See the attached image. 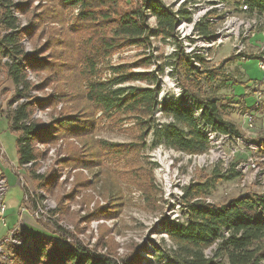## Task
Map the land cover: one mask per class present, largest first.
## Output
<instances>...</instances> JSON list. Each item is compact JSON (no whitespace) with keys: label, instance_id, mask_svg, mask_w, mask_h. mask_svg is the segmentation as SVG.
<instances>
[{"label":"trees","instance_id":"trees-1","mask_svg":"<svg viewBox=\"0 0 264 264\" xmlns=\"http://www.w3.org/2000/svg\"><path fill=\"white\" fill-rule=\"evenodd\" d=\"M35 1L1 0L0 3V67L16 86L6 118L18 134L19 165L41 159L44 150L38 147L39 143L50 146L59 140L67 141L68 155L55 163L78 170L66 200L73 199L80 188L93 185L102 172L105 159L130 154L135 149L136 145L98 140L96 134L104 119L110 124L120 123L124 118L136 119V124L145 130V137L152 134L153 144L163 143L190 154H204L210 148L201 123L220 131L240 134L236 124L224 117L228 105L217 97H198L202 90L200 77L204 76L212 84L222 68L209 67L211 60L200 55L192 57L179 47L171 56L185 92L179 99L162 100L159 106L164 116L172 117L174 122L162 124L154 117L160 102L158 72L163 71V67L158 66L156 70L145 68L152 62L150 56L133 64L110 65L104 69L112 75L102 77L103 67H99V63L103 57L123 47L150 48L153 37L166 39L175 36L180 21L191 18L185 9L175 11L161 0H46L39 5H35ZM220 1L231 3L237 13L243 11V5H248L247 14L264 15V0ZM74 10L78 13L68 24V16ZM21 16L28 19L25 26L21 25ZM150 16L156 18V27L149 24ZM206 24H198L203 32L210 30ZM37 35L44 40L43 44L28 52L25 41L33 43ZM4 57L8 60L2 61ZM139 67H144V70H136ZM30 73L43 77L35 84L29 79ZM136 81L145 84L131 83ZM51 85L54 92L46 97L30 99L33 89L41 90ZM23 97L27 100L12 108ZM188 97L202 109L199 116L186 104ZM59 104L62 107L58 110ZM52 106L58 111L51 115L50 122L34 118L36 111ZM98 112L100 117H96ZM259 142L262 149L257 154L264 155V138ZM93 167L98 168L92 175L94 180L84 173ZM49 169L44 174L34 171L44 191L51 193L59 181V174L55 167ZM205 186L193 183L187 188L185 199L194 198L187 203V219L170 220L164 230L174 247L166 255L162 248H158L154 256H160V262L168 259L167 264H212L214 259L219 260L217 264H264V196L245 193L223 205H216L200 198ZM110 195L105 204L96 200L94 209L85 218L90 221L113 215L116 211L112 208L120 203L112 202L116 200L115 193ZM92 200L95 201V197ZM60 202L57 213H62L61 208L65 206L60 207ZM52 233H43L32 244L18 249L12 258L14 264L152 262L148 257L139 259L130 255L120 258L98 252L81 240L68 241L72 232L58 224ZM209 249L212 257L207 255Z\"/></svg>","mask_w":264,"mask_h":264},{"label":"rangeland","instance_id":"rangeland-1","mask_svg":"<svg viewBox=\"0 0 264 264\" xmlns=\"http://www.w3.org/2000/svg\"><path fill=\"white\" fill-rule=\"evenodd\" d=\"M15 1L19 2V0ZM161 1L166 7L170 6L175 11L185 9V11L189 12L190 19H193V15L196 13V2H199L201 7H205L206 9H210L211 5L208 0H189L185 5L183 3H178L177 0ZM45 2L46 0H36L35 5ZM214 9L216 8L214 7ZM234 9L235 7L231 3H224L223 8H217L212 12L211 8L209 10L211 13H208L205 17H209L211 20L215 19L216 24L215 21L212 22L213 24H206L210 27L209 31H216L226 25V17L229 14V16L232 17V11L234 12ZM77 13L76 10L71 12L68 16V24L73 21L74 14ZM16 16L19 15L16 14ZM201 17L203 18V16ZM234 17L238 18V20L236 19L237 21L234 20L235 22L245 21L243 19L256 18L255 15H250L246 12H235ZM257 17L259 16L257 15ZM20 20L22 26H25L28 22V19L23 16L20 17ZM263 20L256 26L255 36L245 41L246 49L244 51V57L236 56L233 39L231 42L229 41L223 45L221 44L222 46L215 50H213V48L209 49L211 56L209 67L221 66L222 68L220 69L218 79L212 84H209L204 76L200 77L202 90L198 95L200 98L217 97L221 99L223 103L228 105L225 109L224 117L236 124L241 135L253 139L248 140V142L253 143L255 147L260 145V148H253V146H249L247 143L245 144L246 148L252 149V152H247V163L250 157L256 159L257 168L259 170L256 171V168H254V173L256 179L259 181L264 180V163H262V161H264V155L257 154L258 151L262 149L259 140L264 138V85L259 84L264 75L259 65L261 60L264 59V56H259L262 54L264 46ZM156 21L154 16H150L149 24L151 27H156ZM229 24L230 23H228V25ZM177 27H180V29H188V20L182 19ZM226 30V34H231L232 23ZM196 32L198 37L201 36L200 34H203L201 33V27L198 25L191 27V34L197 35ZM35 39L33 43L25 41L26 50L28 52H31L37 45L39 46V44H43L44 42L38 35ZM151 41L152 44L150 48L137 46L119 48L111 55L103 57L102 61L99 63V67H103L102 77L109 78L112 74L109 70H105L104 68L110 65L118 66L123 63L133 64L143 57L150 56L152 62L145 68L156 70L158 66L163 67V71L158 73L161 82L160 92L164 91V97L159 99L160 102L157 104V111L154 115V117H161L164 116V114L158 112H161V107H159V105L162 104V100L166 98L179 99L183 96L181 92H183L184 89L181 83H179L181 82L180 73H178L173 66L172 63L174 60L171 59L172 50H178L179 44L176 40V34L175 37L170 36L166 39L162 36L153 37ZM202 44V41L198 38L197 47H202ZM181 49L186 52L194 50V38H186V41H181ZM250 56H256L257 58H250ZM7 60L8 57L2 59V61ZM136 70H144V67H139ZM42 77L43 75H41V77L36 76V74H33V76L29 75V79L35 84L40 82ZM131 83L136 85L145 84L137 81ZM127 84H130V82ZM52 92H54V87L52 85L41 90L33 89L30 92V97L32 96L30 99L35 97H46ZM15 93V84L0 67V145L5 151V156L0 158V173L8 177L9 189L6 194V201L8 205V203L10 204L17 200H21L19 206L20 214L24 215L27 213L26 216L30 217L33 224L36 225V228L26 225L24 219L19 221H17V219L13 220L12 216L14 215V210H7L6 219L8 221V226H4V224H2L3 222L0 220V239L9 235L11 231L10 228H14L17 225L25 226L24 228L28 233V238L30 236L29 244H32L34 239L43 233L53 235L52 232H54L55 222H51L52 219H37L34 215L37 203L45 193L57 203L56 211L54 215H52L55 216V220L58 223H60L59 221L61 220V222L63 221L65 224L73 227L72 238L74 241L81 240L85 245L88 247L90 246V248H93L95 251L98 250V252L109 253L120 258L134 255L141 259L142 257L148 256L153 258H150L152 260L150 264L161 263L158 261L159 258L154 256L158 248H162V253L166 255L167 253L170 254V249L174 247L170 237L166 235V231L164 232L166 223L171 220L170 218L172 215L168 214V200L166 199L162 186H160V180H158L155 175V164L150 158V147L153 146L151 145V143L153 144L152 134L145 137V130L142 129L140 125L136 124V119L124 118L122 122L112 124L104 119L96 134L98 140L116 144L136 145L135 149L130 154H123L114 159H105L102 172L95 180L92 175L98 171L97 167L90 168L89 171H84L88 178L90 176L92 180H94L93 185L89 188H80V192L73 199L66 200L67 194H69L74 185L75 173L78 170L67 165L63 167L61 165H55V163L58 159L65 158L68 155L67 141L59 140L55 144L45 146L46 148L52 147L55 149L54 157L52 155V157L49 156V158L52 159L53 162L51 168L55 167L57 175L59 174V181L55 183L51 193L44 191V188L41 187L42 184H40V181L35 177V171L33 169L30 168L25 170L18 164V134L12 130L6 118L10 109V101ZM23 98L21 102L27 100L25 97ZM55 106L44 110L40 109L44 116H46L45 113L47 114L49 122L51 121V115L57 112L62 107V104L58 105V110H56ZM100 114L101 113L98 112L96 117H100ZM250 115L253 116L252 124L248 121ZM246 138H244L245 142H247ZM239 145L244 144L241 142ZM45 150L40 158H45L47 156ZM238 157L245 158L246 154H239ZM239 158L229 160L228 166L221 161L214 165L196 167L194 169L192 173L195 174L194 183H203L206 185V190L200 196L201 199L210 201L216 205H223L229 200L245 193L264 196V184L259 183V181L255 179L251 180V184H247L245 187L241 186L243 175L241 171L236 168V163L239 161ZM177 161L183 162L179 175H185L192 160L184 155H180ZM211 162L214 161L208 159L205 163H202V165ZM17 164L19 166L12 168V166ZM63 175L66 176L64 179L61 178ZM19 176H22L23 180L21 179L20 181L18 178ZM71 177L73 179H70ZM182 178H184V176H182ZM161 179H166L165 175H162ZM111 193L116 194V200H112V202L120 203L116 208H112V211L116 212L110 215V217L108 215L107 218H96L90 221L86 219L85 216L94 209L93 205L96 200L100 201L101 204H105L110 199ZM94 197L95 201L92 200ZM193 199V197H188L185 202L188 203V201H192ZM91 200L93 201L92 203ZM59 201H62V203L60 202V207L65 205L63 206L64 208H61L63 210L62 213H57ZM96 220H105L108 222L99 223L96 232L93 227L91 228L92 222ZM15 221L17 223L13 225ZM262 243L264 245V239ZM26 244L28 243L26 242ZM8 245H10L9 242L7 245L5 244V247H10ZM207 255L212 257L211 251H207ZM215 261L219 262L218 259H215ZM14 263L15 262H13V264ZM161 264L164 263L162 262Z\"/></svg>","mask_w":264,"mask_h":264},{"label":"built area","instance_id":"built-area-1","mask_svg":"<svg viewBox=\"0 0 264 264\" xmlns=\"http://www.w3.org/2000/svg\"><path fill=\"white\" fill-rule=\"evenodd\" d=\"M178 3L186 4L187 0H177ZM248 5H243V13L244 11H248ZM196 13L193 15V19L188 20V29H180V27H176V40L178 41V49L181 48V41H186V38H194V49H197V39L198 35H192L191 34V27H193L194 23H198L197 20H200L201 16L208 15L210 13L209 9H206L205 7H201V4L199 2H196ZM234 13L232 11V20L229 21V23H232V30L231 34H226L225 38H223V44L227 42H231V40H234L233 46L235 49V54L240 55L241 57H244V51L246 49L245 47V41L253 36H255V28L258 25V23L264 19V15L255 14V24H248L247 22H235L234 21ZM257 15L259 17H257ZM260 19V20H258ZM264 21V20H263ZM209 27V26H208ZM201 33H206V37H209V31L203 32L201 30ZM264 37V33H263ZM222 44V45H223ZM222 45H212L213 50L219 48ZM173 53L177 50H172ZM172 53V54H173ZM186 53V52H185ZM187 54V53H186ZM192 56V54H188ZM259 56H264V46H263V52ZM7 59V58H6ZM261 70L264 74V63H259ZM180 83V82H179ZM261 85H264V75L261 80ZM174 93V92H172ZM164 97V91L160 92L159 99H162ZM24 98H21L19 101L15 102L12 108H15L18 103H21V100ZM157 122L159 123H168V122H174L175 119L168 116H161V117H155ZM249 123L252 124L253 122V116L250 115L248 117ZM208 127H212L211 125L207 124ZM212 130L217 132V143L214 142V152H212V155H214V162H211L206 165H195L193 164V167H204L209 165H214L218 162H223L226 166H228L229 160H234L236 158H239V154H246V157L239 158V161L236 163V168L241 171V174L243 175V179L241 181V186L245 187L247 184H251L253 179H256L255 173H254V165H250L247 163V152H252V149L246 148V145H239V138H246L241 134L233 133V132H224L217 129H214L212 127ZM246 140H253L246 138ZM151 143V141H150ZM151 153H158L159 154V163H160V173H155L158 180H161V186L165 188V193L168 194V203L169 200L172 198H180V207L177 219H182V221H185L188 216H181V208H186L187 203L185 202V194L187 188L194 183V175L190 173V168H188V176H184V178H177L176 171H172V167L169 166V164H162V156L164 153V144H152L151 143ZM5 156V151L3 147L0 145V158H3ZM22 166L25 170L27 169L28 163ZM20 167V168H22ZM161 171H168V179H161ZM19 180H23L22 176L18 177ZM17 180V181H19ZM259 181V180H257ZM259 183L264 184V180H260ZM9 185H8V177L4 174L0 173V192H1V203H0V220L3 222L4 225H6V213L8 210V205L6 201V194L8 192ZM210 202V201H207ZM35 218L37 219H52L51 222H55V224H58L60 226V223H58L54 216V210L47 207H40L39 202L37 203L36 211L34 213ZM25 227L24 225H17L14 228H10L11 231L9 235H6L2 239H0V262H4L5 256L7 254V249L4 247V240H14V246H16V240L23 239V237H16V230H19V228ZM92 228V224H91ZM65 229V228H64ZM67 230V229H66ZM70 232H73V230H68ZM94 231V230H93ZM73 238H68V241H72ZM212 264H217V261H213Z\"/></svg>","mask_w":264,"mask_h":264},{"label":"bare ground","instance_id":"bare-ground-1","mask_svg":"<svg viewBox=\"0 0 264 264\" xmlns=\"http://www.w3.org/2000/svg\"><path fill=\"white\" fill-rule=\"evenodd\" d=\"M187 1H189V0H187ZM208 2L211 4L210 5V9L212 8L211 12L213 10H216L217 8H223V6H224V2H222L220 0H208ZM214 7L216 9H214ZM244 12L247 13V11H244ZM229 15L226 17V22H225L226 25H224L222 28H219L216 31H213L212 33H210L209 34L210 35L209 37H206L207 36L206 34H200L199 33L201 36H199L198 38L203 43L202 44V47H200V48L197 47V49H194V50H191V51H188V52L185 51V52L187 54H192V57L193 56H196V55H200V56H202L203 58H205L207 60H211V56H210L209 49L210 48L211 49L213 48L212 45H221V44H223V38H225V36H226V31H227L226 29L231 24L230 23L228 25V23H229L228 21L232 20V17L229 16ZM205 16H207V15H204L203 18L200 17V20H197L198 23H194L193 26H197L198 24H200L202 22L209 24V23H212V22L215 21V19H212L211 20L209 17H205ZM209 19H210V22H209ZM236 19L238 20V18L234 17V20L235 21H237ZM243 20H245V21H242V22H246V20H247V23L248 24H255V18L243 19ZM215 24H216V21H215ZM197 32H196V34H197ZM173 37H175V36H173ZM261 63H264V59L261 60ZM198 64H200V63H198ZM31 75L33 76L32 73H30V76ZM184 92L185 91L181 92L182 95L184 94ZM186 104L188 106H191V108L195 109L197 116H199V114L202 112V109L198 108V104L191 97H188V100L186 101ZM158 113L161 114L162 111L161 112H158ZM45 115L46 116L43 115V112L42 111L38 110L35 113L34 118L35 119H39V120L42 119L43 121H45L47 123L49 120H48V117H47V114L46 113H45ZM156 116H157V114H156ZM200 127L202 128L203 132L206 133V135H207V137L209 139V144H210L209 150L206 153H204V154H190V153H186V152L181 151V150L180 151L179 150H176V149H174L172 147H168V146H166L164 144V153H163V156H162V164H169V166L172 167V171H176L177 178L178 177L182 178V176H188V169H187V173L185 175H182V176L179 175L180 174V168L183 165V162L182 161H177V158L180 155H184V156L188 157L190 160H192V162L189 165L190 173L191 174L194 172V169L196 168V167H193V164H195V165H197V164L202 165V163H205L208 159H211L212 161H214V155H212V152H214V146H215L214 145V142L217 143V132L214 133L215 131L212 130V127H208L204 123H201L200 124ZM246 141L247 142H245V139L244 138H239V143H241V142L243 144H246L247 143L249 146H253V148H257V147L260 148V145H258V146L256 145L257 147H255L253 145V143L248 142V140H246ZM38 147L40 149H42V150H45V148H46L44 144H40V143L38 144ZM46 151H47V156L45 158H41V159L37 160L36 162H33L32 161V162L28 163L27 169H30L31 168V169L35 170L37 174H44V173H46L48 171V169L51 166H53L52 165L53 164L52 159H50L49 156L52 157V155H53V157H54V155H55V149L52 148V147L51 148L48 147V148H46ZM150 158L153 161V163L155 164V168H156L155 169V173H160L159 154L158 153H151L150 154ZM248 163L250 165H254V168H256V171L259 170L257 168L258 165H257L256 159H254L253 157H250L249 158ZM84 171H87V170H84ZM162 175H165V178L168 179V171H161V176ZM65 177H66L65 175L61 176L62 179H64ZM70 179H73V178L71 177ZM160 182H161V180H160ZM163 191H164V194L166 196V199L168 200V194L165 193V188H163ZM0 194H1V192H0ZM0 203H1V195H0ZM39 205H40V207L51 208V209L54 210V212L56 211V208H57V203L49 195H47L45 193L41 196V198L39 200ZM167 205H168V214L172 215L170 219L171 220H175V221H182V219H177L178 212H179V207H180V198H172V199H170L169 200V203H167ZM181 214H182V216H188L187 206H186V208H181ZM59 222H60V226H62L64 228H66L68 230H72L73 229L72 226H70L68 224H65L63 221L61 222V220H60ZM104 222H108V221H105V220H100V221H97L96 220V221H93L92 222L93 229L97 232L99 223H104ZM23 235H25V237L23 239L16 240V246H14V240H4V247H5V244L6 245L8 244V242L10 244L8 246H10V247H7L8 248L7 249V254L5 256L4 262H2V263L0 262V264H12L13 263V259H12L13 258V255L16 253V251L18 249L23 248L24 246H26V242L28 240V233L26 232V229L24 227L23 228H19V230H16V237H23ZM166 235H168V234H166ZM209 251H210V249H209ZM158 257H160V256H158ZM148 258H152V257H148ZM167 261H168V259H165V260L161 261V263L163 262L164 264H166ZM161 263H159V264H161ZM148 264H150V263H148Z\"/></svg>","mask_w":264,"mask_h":264},{"label":"crops","instance_id":"crops-1","mask_svg":"<svg viewBox=\"0 0 264 264\" xmlns=\"http://www.w3.org/2000/svg\"><path fill=\"white\" fill-rule=\"evenodd\" d=\"M19 164V163H18ZM14 165V166H12V168L13 167H17V166H19V165ZM2 165V164H1ZM5 171V170H4ZM13 171H14V173H15V170L13 169ZM6 172V171H5ZM16 174V173H15ZM23 196V195H22ZM20 201L21 200H17L16 202H13V203H8V211L9 210H14V215L11 217L13 220L15 219H17V221H19V220H21V219H24V221H25V224L26 225H28V226H31V227H33V228H36V225L35 224H33V222H32V220L30 219V217L29 216H26L27 215V213H25L24 215H21L20 214V210H19V206H20ZM8 213V212H7ZM26 216V217H25ZM8 217V216H7ZM6 221H7V219H6ZM17 222L15 221V223L13 224V225H15ZM3 224V223H2ZM4 226H8V221L6 222V225H4ZM29 229V228H28ZM38 229V228H37ZM29 234H30V232H29ZM29 242H30V236H29V238H28V244H29Z\"/></svg>","mask_w":264,"mask_h":264}]
</instances>
